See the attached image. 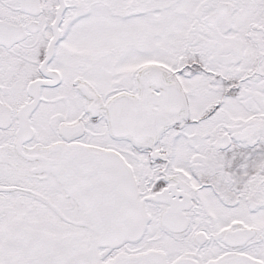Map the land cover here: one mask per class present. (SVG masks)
Listing matches in <instances>:
<instances>
[{
    "label": "snow or ice",
    "instance_id": "6c2138e0",
    "mask_svg": "<svg viewBox=\"0 0 264 264\" xmlns=\"http://www.w3.org/2000/svg\"><path fill=\"white\" fill-rule=\"evenodd\" d=\"M0 264H264V0H0Z\"/></svg>",
    "mask_w": 264,
    "mask_h": 264
}]
</instances>
